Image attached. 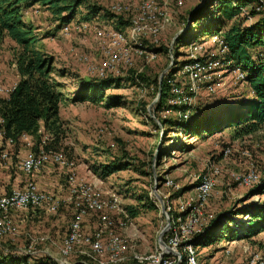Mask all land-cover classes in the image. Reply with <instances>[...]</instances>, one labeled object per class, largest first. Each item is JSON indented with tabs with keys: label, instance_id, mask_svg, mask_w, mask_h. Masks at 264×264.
Segmentation results:
<instances>
[{
	"label": "rangeland",
	"instance_id": "obj_1",
	"mask_svg": "<svg viewBox=\"0 0 264 264\" xmlns=\"http://www.w3.org/2000/svg\"><path fill=\"white\" fill-rule=\"evenodd\" d=\"M260 1L264 5V0ZM260 1L248 3L235 19L224 23V28L238 24L242 27L255 25L262 19V10H253L262 4ZM213 3V0H183L184 6L176 8L169 2L167 15L170 24L158 35L156 44L143 39L142 45L145 49H142L140 55L133 53L134 48L130 47L133 53L130 66H118L117 72H108L102 77H95L87 71L89 60L94 64L103 60L95 45L94 28L120 29L125 32L133 18L135 2L86 0V4L96 7L98 13L83 19L85 10L79 7L74 18L58 29L54 17L38 4L21 13L22 20L31 26L32 34L38 38L42 51L52 59L53 70L63 68L67 71L64 77L58 76L56 72L50 75L59 85L58 91L61 94L58 109L61 137L52 148L74 162L75 173L84 182L114 194L121 210L131 207L137 211L132 219L128 216V219H124L120 213L110 215L114 221V232L128 243V251L121 264H134L135 256L155 253L158 247L157 237L165 224L158 200L162 201L164 210L166 205L175 210L177 203L193 199L198 180L211 167L218 168L219 174L214 177L213 189L199 208L201 216L211 218L195 234L198 242L204 237L200 244L193 247L196 263L248 264L252 254L260 256V253H264V232L249 239H239L248 217L236 215L237 210L263 201L264 194L249 195L251 187L238 186L230 179L232 174H243L250 167L264 179V129L257 128L244 133L235 127H229L198 140L182 133L174 125H161V119H169L172 123L177 120L185 122L187 119L182 120L178 114L172 112H154L160 97L149 108L156 96L155 86L160 73L166 68L167 71H178L181 63L187 60L188 45L206 40L200 38L199 31L206 23L213 24ZM113 4L124 9L111 18L108 7ZM251 8L256 15L249 17ZM190 9L192 10L187 12ZM189 17H193L191 23ZM81 23L87 24L85 30L78 29ZM62 28H67L66 34L61 33ZM175 34L177 36L171 45ZM17 51L7 39L0 42V87H9L18 80L14 68V55ZM149 52L154 53L152 58H149ZM82 56L87 58L86 61L81 60ZM216 75L221 77L223 85L210 93L205 88H198L188 106L189 115L197 106V116L213 113L220 117L221 111L230 114L238 111L242 114L244 108L251 105V94L245 85L231 84L227 67L219 69ZM105 79L111 85L107 90H101L104 101H74V98L87 94V87L96 88ZM210 94H213L212 97L208 96ZM37 131H41L40 123L37 124ZM29 140L33 144L31 137ZM225 148H230L233 153L223 158L222 151ZM25 150L19 142L12 150L10 159L5 164L0 163V181L18 180V177H22L16 166ZM239 152H245L246 156H239ZM109 162H120L123 169L102 179L91 171L92 168ZM48 166L52 179L55 180L58 176L60 181H48L46 186L50 185V189L42 192L56 199H66L63 170L55 165ZM43 170L44 168L39 172ZM165 181H171L178 190L173 186H166ZM138 197L148 200L151 207L142 208L136 201ZM70 215L71 208L67 203H62L55 214L41 215L31 223L21 219L18 221L20 227L17 228V236L13 240L3 238L1 241L7 246L10 253L8 256L12 258L19 251L28 249L31 252L27 255L28 258L19 256L14 259L24 258L22 261L28 264L59 263L62 260L58 254L61 242L59 238L62 239L66 233ZM169 216L167 215L168 219ZM118 221L124 222V226H117ZM95 223V214L87 213L83 226L91 227ZM215 223H219L218 230L216 229L218 240L206 244L212 235L211 226ZM27 235L34 239L46 237L47 240L34 241L31 244ZM164 235L165 233L161 240ZM75 261L91 264L83 257L72 255L65 263L71 264Z\"/></svg>",
	"mask_w": 264,
	"mask_h": 264
},
{
	"label": "built area",
	"instance_id": "obj_2",
	"mask_svg": "<svg viewBox=\"0 0 264 264\" xmlns=\"http://www.w3.org/2000/svg\"><path fill=\"white\" fill-rule=\"evenodd\" d=\"M135 2L133 18L125 32L120 29L94 28L96 30L95 45L99 55L103 58L99 64L90 60L87 62V71L95 77H102L106 73L117 72V67H128L131 65L132 54L140 55L145 46L143 39H148L156 44L158 35L169 26L167 5L171 2L176 8L183 6V0H132ZM260 1V0H259ZM158 2L160 4H158ZM261 2V1H260ZM256 6L253 10L261 11L264 16V5ZM215 2L213 6H215ZM124 7L113 4L108 7L111 14H119ZM213 9V8H212ZM243 8L240 9V11ZM86 23H81L79 30H85ZM62 34L67 33V28H62ZM264 37V33L261 34ZM134 44V45H133ZM133 53H132V49ZM141 47V48H140ZM155 48V47H154ZM148 53L149 58L153 57ZM226 46L222 37L213 35L201 42H192L188 45L187 60L180 69L166 77L167 104L181 106L182 110L176 112L178 117L186 120L189 117L188 106L198 88H205L207 92H214L223 83L221 77L216 75L219 69L227 67L231 75V84L242 83L244 73L233 67L226 60ZM264 58V53L260 54ZM82 56L81 60L86 61ZM170 70L166 71L164 76ZM16 86V81L9 87H0V96L6 97ZM4 120L0 113V163L5 164L10 159L11 152L15 146L10 138H4ZM36 134L40 136L39 144L31 149L29 136L21 135L20 140L25 143V152L17 162V170L26 179L21 187L13 188L8 193L0 195V240L3 238H14L17 236L12 215L26 211H44L55 214L62 203L71 206L70 220L65 235L58 246V254L61 260L57 264H67L65 260L72 256L83 257L91 264H121L128 251L127 240L114 232V221L110 215L118 214L128 219L126 212L118 206L114 194L104 192L93 184L86 183L75 173L74 162L67 160L60 152L45 150L44 146L48 136L41 131ZM230 148L222 151V157L229 156ZM239 156H246L245 152H239ZM17 158V157H16ZM47 165H55L64 173V185L67 198L56 199L38 190L30 177L39 172ZM219 174L218 168L211 167L207 174L202 176L195 188L193 199H188L176 204L175 210L169 205L165 206V212L169 216V225L163 237L162 246L156 248L155 253L147 256H135L134 264H197L194 259L195 244L192 239L211 217L201 216L199 208L204 204L213 189L214 177ZM232 182L242 187H252L259 182V175L250 167L243 174H232ZM166 186H173L171 181L164 182ZM178 190L177 186H173ZM95 214L96 223L91 227H84V218L87 213ZM248 221V219H247ZM247 221L245 226H247ZM117 226L123 227L124 222L118 221ZM30 243L34 241L43 242L46 237H28ZM247 251V250H246ZM2 256L10 255L8 249L1 251ZM30 251H19L12 258L27 257ZM183 257V263L181 258ZM28 260V259H27ZM56 263V261H55ZM79 263L84 264L83 261ZM248 264H264V253L260 256L252 254Z\"/></svg>",
	"mask_w": 264,
	"mask_h": 264
},
{
	"label": "trees",
	"instance_id": "obj_3",
	"mask_svg": "<svg viewBox=\"0 0 264 264\" xmlns=\"http://www.w3.org/2000/svg\"><path fill=\"white\" fill-rule=\"evenodd\" d=\"M253 1L213 0L216 3L213 8L214 22L210 25L206 23L199 31L200 38L207 39L218 34L222 37L226 46V60L230 61L232 66L238 68L245 76L243 82L236 83L235 86L245 85L252 97L251 105L244 108L242 114L238 113V111H234L232 114L227 111H221L220 117L215 116L213 113H204L202 116H197L199 111V106H197L185 122H177V120L172 123L169 119H161L162 126L174 125L182 133L198 140H202L207 135L215 134L221 129L229 127H235L244 133L252 132L257 128L264 129V58L260 57V54L264 53V37L261 35L264 33V16L261 15L262 19H259L252 26L242 27L238 24L232 25L227 29L224 28V23H229L235 19L241 13L240 9ZM36 4L50 12L56 22V29L69 23L77 14L79 7L85 10L83 19L97 14L98 9L87 5L86 0H0V42L7 39L18 49L14 55V68L18 76L16 86L6 97H0V113L4 120V138H10L14 142L15 148L19 142L25 147V143L20 140L21 135L29 136L33 142L31 149L34 150L40 141V136L36 134L37 124L40 123L42 133L48 136L44 149L54 151L55 149L52 147L60 141L61 137L58 116L61 94L58 91L59 85L50 78V75L56 72L58 76L64 77L67 75V71L63 68L56 71L53 70L52 59L42 51L38 38L32 34L31 26L26 24L21 18L23 10ZM108 15L114 18V14L109 12ZM108 15L105 14V17H108ZM248 15L252 17L256 13L251 8ZM189 18L191 23L193 17ZM121 25L124 26L122 23ZM184 63L182 62L181 64L183 65ZM174 72L169 71L167 75L162 77L159 87L160 98L158 104L154 107V112L176 113L183 109L176 105L167 104L168 90L165 80L166 77ZM99 83L100 85L96 88L87 87V94L80 98H74V101L76 99L82 102L99 103L104 101L103 96H101V90H107L111 84L107 79ZM157 83L155 86L156 92L158 90ZM163 103L164 105L162 106ZM122 169L123 164L120 162H109L108 164L92 168L91 171L102 179ZM250 190L249 195L264 194V179L259 176L258 184L252 186ZM136 201L140 203L139 205L142 208L151 207L148 200L142 197H138ZM146 202H148V205ZM237 211L236 215L242 214L243 217H248L247 226L243 229V234L239 239H249L255 234L264 232V200ZM26 212L29 213L28 217L31 214H35L37 217L38 212L48 215L44 211ZM125 212L130 219L137 215L135 208L125 207ZM218 224L215 223L211 226L212 235H210L206 244L218 240V235H216ZM203 238H200L198 242V237L194 236L192 241L197 246ZM22 260L24 258L13 259L8 255L4 257L2 254L0 255V264H28ZM181 260L183 263V257ZM71 264L81 263L75 261Z\"/></svg>",
	"mask_w": 264,
	"mask_h": 264
},
{
	"label": "crops",
	"instance_id": "obj_4",
	"mask_svg": "<svg viewBox=\"0 0 264 264\" xmlns=\"http://www.w3.org/2000/svg\"><path fill=\"white\" fill-rule=\"evenodd\" d=\"M184 6V5H183ZM192 9H190V10H188L187 12H189V11H191ZM23 149V148H22ZM25 152V151H24ZM24 152H22V155H23V153ZM49 166L47 165L46 167H44V170L43 171H41V172H37V173H35V174H33L31 177H30V179H31V181H33V183L36 185V187L38 188V190L39 191H46V190H48V189H50V185L47 187L46 186V184H47V182L49 181V182H52V183H54V182H59L60 180H59V177L57 176V178H55V180L54 179H52V177L50 176V174H49V170L47 169ZM3 177H6L5 175L3 176ZM5 178H3V180H4ZM51 179V180H50ZM25 178H24V176L22 175V177H18V180L17 179H15V180H8V181H0V195H3V194H6V193H8L9 192V190H11V189H13V188H17V187H21L22 186V184L25 182ZM57 191V190H56ZM55 191V192H56ZM66 191V190H65ZM50 192V191H49ZM51 193V192H50ZM57 193V192H56ZM66 194V196H67V193H65ZM66 198V197H65ZM66 204V203H65ZM68 204V203H67ZM69 205V204H68ZM69 207H70V205H69ZM39 214H38V216L36 217L35 216V214H31L30 215V217H28L27 215L29 214V213H27V212H20V213H15V214H13L12 215V220H13V222H14V224H15V226L17 227V228H19L20 227V221H21V219L22 220H25L26 222H28V223H31V221H35V220H38L39 219V217L41 216V215H44V214H42L41 212H38ZM45 215H47V214H45ZM49 215V214H48ZM19 221V222H18ZM24 221V222H25ZM23 223V222H22ZM68 223V222H67ZM27 237H29L28 235H27ZM15 238V237H14ZM14 238H8L9 240H13ZM59 240H61V238H59ZM2 239L0 240V251H2V250H4V249H6L7 248V246L6 245H4V244H2ZM4 243V242H3ZM30 254H31V252H30Z\"/></svg>",
	"mask_w": 264,
	"mask_h": 264
},
{
	"label": "water",
	"instance_id": "obj_5",
	"mask_svg": "<svg viewBox=\"0 0 264 264\" xmlns=\"http://www.w3.org/2000/svg\"><path fill=\"white\" fill-rule=\"evenodd\" d=\"M188 22H189V21H187V24H188ZM177 34H178V33H177ZM177 34L174 35V37H173V39H172V41H171V43H170L171 45H172L173 41L175 40ZM166 71H167V68H166L164 71H162V72L160 73L159 77H158V83H157V84H158V90H157V92H156V96H155L154 100H153L152 103L149 105V108H150V106H151V105L157 100V98H158L159 95H160L159 87H160V83H161L162 77L164 76V74H165ZM149 108H148V109H149ZM158 203H159L160 212H161V214L165 217V224H164V227L162 228V230L160 231V233H159V235H158V237H157V245H158L160 248H163V246H162V241H161V236H162L163 233H165V231H166V229H167V227H168V225H169V219H168V217H167V215H166V212H165V210H164V208H163L162 201L158 200Z\"/></svg>",
	"mask_w": 264,
	"mask_h": 264
}]
</instances>
